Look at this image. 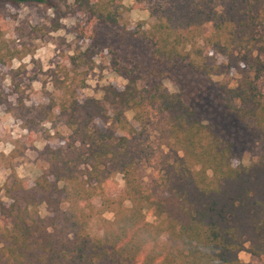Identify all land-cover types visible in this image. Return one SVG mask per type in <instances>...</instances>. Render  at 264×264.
I'll list each match as a JSON object with an SVG mask.
<instances>
[{"label":"trees","instance_id":"1","mask_svg":"<svg viewBox=\"0 0 264 264\" xmlns=\"http://www.w3.org/2000/svg\"><path fill=\"white\" fill-rule=\"evenodd\" d=\"M58 1L97 28L120 26L125 8L123 0ZM150 14L149 29L122 28L131 54L116 53L115 63L127 84L106 85L104 102L80 100L73 84L92 47L73 55L72 68L57 79L59 100L28 107L18 97L14 116L30 136L40 121H63L71 132L58 131L60 145L41 151L47 167L33 182L13 170L0 186V213L8 222L0 220V264H245L239 253L247 243L264 258V95L256 83L264 71V0H159ZM95 34L99 30L87 36ZM143 53L144 65L137 59ZM14 57L11 49L0 53V64ZM238 65L246 72L221 94L225 108L259 141L260 156L249 164L235 163L234 141L162 82L181 66L211 77ZM149 76L160 80L141 86ZM2 103L8 100L0 96ZM152 113L167 120V151L163 167L146 179L144 167L156 155L146 127ZM111 167L125 180L118 196L106 190ZM106 212L113 219L103 217ZM95 218L102 220V235L91 231Z\"/></svg>","mask_w":264,"mask_h":264},{"label":"rangeland","instance_id":"2","mask_svg":"<svg viewBox=\"0 0 264 264\" xmlns=\"http://www.w3.org/2000/svg\"><path fill=\"white\" fill-rule=\"evenodd\" d=\"M123 2L125 8L120 26L108 28H97V25H92L58 0L19 5L0 3V53L5 54L9 49L16 53V57L8 58L5 64H0V96L8 100V103L0 104V186L4 185L13 170L20 177L33 182L47 167V157L41 151L47 144L54 147L60 145L56 134L58 131L67 136L71 132L63 121H40L35 127V133L30 136L28 130L23 128L22 121L14 116L18 113L16 105L19 96L28 107L47 104L51 99L59 100L63 91L59 88L57 79H63L65 71L72 68L71 57L79 55L88 47L95 49L92 59L87 62L80 61L73 73V84L80 87V100L97 98L104 102L106 85L113 84L124 88L127 84V79L115 63L118 56L116 53L129 57L131 54V40L120 35L124 34L122 28L125 27L127 31L149 29L155 21L150 14V8L158 5L159 0ZM56 26H59L57 30ZM96 30H99L100 36H87L89 31L96 33ZM212 52L207 49V53ZM137 59L144 65L147 54H140ZM225 61L228 59L225 58ZM245 72L242 65L230 68L225 66L221 74L206 77L181 66L172 69L170 74L163 77L162 82L171 92L181 93L185 102L195 105L208 123L216 125L223 135L234 141L235 163L249 164L260 156L259 141L225 108L221 94L223 86H235ZM159 80L160 78L149 76L140 85L150 86ZM256 83L264 95V71L258 75ZM58 111L57 108L56 112ZM126 114L136 123L133 110H128ZM146 127L156 155L146 163L144 175L146 179H152L163 167L167 151L164 144L167 120L163 115L152 113L146 121ZM13 150L16 154L14 157L11 156ZM111 168L113 174L106 190L109 195L118 196L125 188V180L121 172ZM94 203L100 207V196L94 198ZM40 212L43 216L48 214L45 205L40 207ZM103 217L113 219L114 214L106 212ZM147 218L151 222L156 221L149 210ZM0 220L3 224H8L1 213ZM91 231L93 235L103 234L101 219L95 218L91 221ZM247 247L249 243L240 251V259L245 264H264V258L252 254Z\"/></svg>","mask_w":264,"mask_h":264}]
</instances>
